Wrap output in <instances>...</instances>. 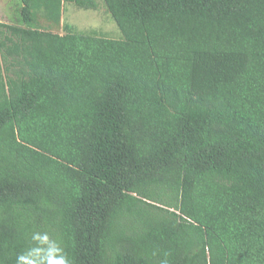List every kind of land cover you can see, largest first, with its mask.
<instances>
[{"label": "trees", "instance_id": "trees-1", "mask_svg": "<svg viewBox=\"0 0 264 264\" xmlns=\"http://www.w3.org/2000/svg\"><path fill=\"white\" fill-rule=\"evenodd\" d=\"M0 21V264H264V0H102L120 39Z\"/></svg>", "mask_w": 264, "mask_h": 264}, {"label": "rangeland", "instance_id": "rangeland-1", "mask_svg": "<svg viewBox=\"0 0 264 264\" xmlns=\"http://www.w3.org/2000/svg\"><path fill=\"white\" fill-rule=\"evenodd\" d=\"M95 1L97 2L95 10L80 9L72 4L64 3L58 24L50 23L41 15H38V25L43 30L61 35L65 33L64 25L70 24L77 32L120 39L122 37L121 32L106 11L103 1ZM20 6V0H9L8 3L0 8V21L11 25L23 26L19 16Z\"/></svg>", "mask_w": 264, "mask_h": 264}, {"label": "clouds", "instance_id": "clouds-1", "mask_svg": "<svg viewBox=\"0 0 264 264\" xmlns=\"http://www.w3.org/2000/svg\"><path fill=\"white\" fill-rule=\"evenodd\" d=\"M34 246L16 257V264H71L60 242L48 232H34L31 235Z\"/></svg>", "mask_w": 264, "mask_h": 264}, {"label": "crops", "instance_id": "crops-1", "mask_svg": "<svg viewBox=\"0 0 264 264\" xmlns=\"http://www.w3.org/2000/svg\"><path fill=\"white\" fill-rule=\"evenodd\" d=\"M8 2L9 0H0V8L3 7ZM20 5H21V1H20Z\"/></svg>", "mask_w": 264, "mask_h": 264}]
</instances>
